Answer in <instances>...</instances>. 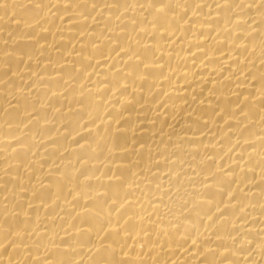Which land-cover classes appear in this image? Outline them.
<instances>
[{"label": "bare ground", "instance_id": "bare-ground-1", "mask_svg": "<svg viewBox=\"0 0 264 264\" xmlns=\"http://www.w3.org/2000/svg\"><path fill=\"white\" fill-rule=\"evenodd\" d=\"M0 264H264V0H0Z\"/></svg>", "mask_w": 264, "mask_h": 264}]
</instances>
